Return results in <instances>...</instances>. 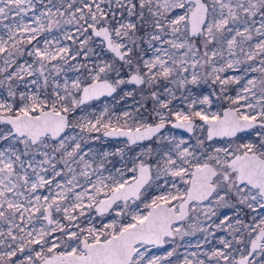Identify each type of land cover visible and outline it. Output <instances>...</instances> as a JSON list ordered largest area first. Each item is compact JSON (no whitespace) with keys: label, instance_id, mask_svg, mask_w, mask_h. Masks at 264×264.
Returning <instances> with one entry per match:
<instances>
[{"label":"snow or ice","instance_id":"obj_1","mask_svg":"<svg viewBox=\"0 0 264 264\" xmlns=\"http://www.w3.org/2000/svg\"><path fill=\"white\" fill-rule=\"evenodd\" d=\"M0 264H264V0H0Z\"/></svg>","mask_w":264,"mask_h":264}]
</instances>
